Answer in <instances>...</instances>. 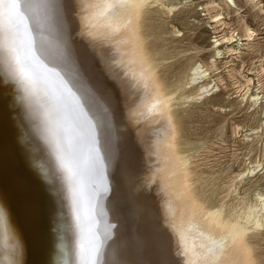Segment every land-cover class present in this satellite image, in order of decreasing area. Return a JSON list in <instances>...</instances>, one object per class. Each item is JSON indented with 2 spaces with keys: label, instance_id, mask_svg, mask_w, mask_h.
Instances as JSON below:
<instances>
[{
  "label": "bare ground",
  "instance_id": "obj_1",
  "mask_svg": "<svg viewBox=\"0 0 264 264\" xmlns=\"http://www.w3.org/2000/svg\"><path fill=\"white\" fill-rule=\"evenodd\" d=\"M67 1L30 0L15 40L19 61L7 54V48L0 59V212L7 233L0 242V264H83L97 245L96 264H263L258 250L264 235V193L240 194L235 184L223 191L219 177L193 186L194 161L188 150L179 148V107L219 88L208 81L217 69L216 60L240 55V38L252 40L254 31L243 22L242 35L235 30L214 41L206 64L189 60L181 75L165 82L158 67L172 56L148 39L167 42L161 38L162 29H153V15L163 9L171 13L180 1L97 0L89 9L94 3L89 0L85 8L91 25L110 42L96 57L106 61L110 82L120 94L117 99L110 83L106 87L96 79L94 68L87 69L93 52L83 48L86 42L81 47L69 38ZM235 1L208 0L207 7L232 14L239 10ZM257 10L264 15V5ZM219 11L210 17L212 23L223 19ZM178 32L172 28L170 42L177 43ZM260 71L264 72L261 66ZM227 72L242 79L235 77L234 82L241 88L239 101L258 116L257 126L264 134V96L257 92L262 83L257 80L255 87L238 70ZM178 88L184 93L177 94ZM131 99L135 101L129 104ZM144 117L164 131L163 140L157 138L161 132L155 135L162 140L155 144L165 147L160 149L166 160L162 162L171 169L166 170L170 180L165 188L170 199L167 195L161 205L143 190L149 183H141L146 168L137 145L150 147L149 122L138 129V137L127 124ZM159 155H148L151 170ZM236 178L239 184L244 181L243 176Z\"/></svg>",
  "mask_w": 264,
  "mask_h": 264
},
{
  "label": "rangeland",
  "instance_id": "obj_2",
  "mask_svg": "<svg viewBox=\"0 0 264 264\" xmlns=\"http://www.w3.org/2000/svg\"><path fill=\"white\" fill-rule=\"evenodd\" d=\"M88 1L89 0L67 1L70 3L69 4L70 12L68 14L67 12L64 11L65 16L66 17L68 16V18L70 19L72 18L71 20L67 19L68 21H71L70 23L72 24V29L69 38H71V41L73 43L75 42L74 39L78 41L77 43L81 47L86 42V44L83 45V48H87V50L90 49L88 51L89 54L93 52V54L91 53L89 55L88 59L90 60L88 61L91 65H88L87 69L88 70L91 69L93 71L94 68L93 72L96 79L106 87L107 85H109L108 84L109 82L111 88L113 89L114 93L117 96V99H119L120 94L117 93L116 86L112 82H110L109 79L110 75L108 74L105 68L106 61L105 60L102 61V58L100 60L99 57H96L97 56L96 53H99L102 49H105V51L108 49L106 48V46L108 47L110 42L108 43L107 42L108 39L105 38V36H103L100 33L99 31L100 28L97 27V25L95 26L91 25V20L93 21V19L91 18L90 12H88L86 9L88 8L90 9L91 7L95 6L94 4L97 2V0H92L94 1V3L91 1L92 4L90 3L91 5L89 4V7L85 8L86 3ZM179 1L180 4L171 13H167L166 10L163 9V11L157 10V12L154 13L153 15L154 19L153 22L151 23L153 29H162L163 33L161 34V38L167 40V42L162 43V40L156 37H150L148 39V41L151 43L158 45L162 44L165 53L170 54L172 56L170 59L166 60L165 62H163V64H161L158 67L159 74L164 78L165 82H169L171 80L173 81V79H175L174 77L177 74L181 75L182 71L185 69V66L189 62V60H192V62L197 61L198 63L200 62L206 64L208 62L209 56H211V54L214 52V47L216 45L214 41L222 36H229L235 30H236L234 32L235 34L239 32L238 35H242L240 30L241 28L239 27H241V24L243 22H246L249 28H251L254 31V37L252 40L245 41L243 40L245 38L242 37L240 38L242 40L239 42L240 44H242L241 45L242 51H240L241 53L240 55H235L232 57L229 56V54L221 55V58L216 60L215 64L217 69L216 71L213 70L212 72H210V75L208 76L209 78L208 81H214L212 82V84L215 83L216 85H219V88L215 92L210 93L208 96L203 97L200 100L186 101L179 107L178 119L182 130V138L180 140L179 148L180 150H188V153L192 157L190 162L194 161V163L192 162L191 164L194 171L193 174L194 177L193 176L191 177L192 178L191 182L193 183V186H201L202 184L208 182L211 178L219 177L218 184L220 189H222L223 191L227 190L228 187L232 189V185L235 184V186L237 187V191L240 194H242L244 191L248 194H253V192L264 193L263 192L264 191V157L262 156L264 152V145H263L264 139H262V137L264 136V134L260 133V130L257 126L259 125L258 116L252 115L251 110L246 108V102L239 101L240 100L239 95L242 94V92L241 93L239 92L241 88L239 87V83L234 84V82H235V77L240 82H242V79L237 77V74L231 72L234 75V77L232 78L229 76L227 72L229 69L231 70L232 68L238 70L242 75L247 76L248 78L250 77L255 87H257L258 85L257 80H259L263 86L257 92H260L259 96L262 95L264 96V72L262 73L260 71V66L264 68V56H263L264 55V15H262L257 10L258 6L260 7L261 5H264V0H258V1L254 0V2L251 4L245 3L244 0H236L238 3L236 1L235 2L236 4L239 5V10L232 14L231 12L227 13V10L225 8H223L222 11H219L218 9L211 10L210 7H207L208 0H195V1L188 0V2H184L186 0H179ZM215 1L218 2V0ZM255 3L257 4L259 3V4L254 5ZM92 11L93 10H91V12ZM217 11L222 13L221 15L223 16H221V18L223 19H221L220 22L216 24L211 22L212 19L210 17L214 16ZM87 13L89 16L87 15ZM82 19L83 20L86 19V20L83 21ZM87 19H90V22ZM74 21L75 22L77 21L78 23H75ZM82 22L85 23L86 25L83 24ZM88 24H90V26H88ZM92 26L95 28H93ZM173 27L179 31L176 37L174 38L175 40H177V43L170 42L172 39L171 30ZM73 30L75 31V33ZM90 32L92 34L94 33V35L92 36ZM104 41L106 43H104ZM98 43L100 45L97 46ZM232 45H235V43H233ZM91 46L93 48H91ZM228 46L230 47L231 45ZM222 48L223 47L221 45L218 47L219 50H221ZM255 53L256 54L258 53L259 57ZM251 57L252 58L255 57V58L251 59ZM241 61L243 62V64L240 63ZM100 71L101 72L104 71V72L101 74ZM105 78H107V81ZM231 84L234 85L232 86ZM176 92L177 94L184 93V91H182L179 88L176 89ZM130 94H132V92H130ZM186 94L188 93L186 92L185 95ZM133 98L135 97L133 96L132 99ZM132 99L130 100L131 102L129 104L135 101V100L132 101ZM120 107L121 110H124L123 112L125 113V106L123 107V103L121 102V100H120ZM212 107H214V109ZM260 107H264V98L260 99ZM152 116L153 118L158 117L157 115L156 116L152 115ZM151 117L148 118L144 117L141 118L142 120L139 119L136 120V122L134 121L133 123L130 121L128 122L127 120V124L129 125V131L132 130L130 131V133L132 132L131 135L135 137L137 136L136 133L137 131H139L138 129H140L141 125H143L144 122L147 124L149 122V124L146 125L147 126L150 125L147 129V133L149 134L150 139L152 140V141L149 140L151 143L150 147L144 148L141 145L140 146L137 145L138 150H140L139 152L141 154L142 164L145 165L144 168H146V171L142 173L141 183L142 184L149 183L146 184L147 186L144 185L143 190L150 197L153 196L151 198L156 204L161 205V203L164 200H167L168 196H169L168 198L170 199V195L165 188L170 180V176L167 175L171 169H169L170 165H168L169 164L168 162H162L163 160L166 161L165 156L161 152V150L162 149L164 150L165 147L162 149L158 147L159 145H161L158 142H160L161 139L163 140L164 131L160 130L159 124L157 125L156 121L154 122L151 121ZM152 123H154V125ZM255 127L258 129H256ZM233 128L236 131H234ZM154 129H157L155 131V134H154ZM159 133L161 136L158 135ZM155 135H158L157 138L160 137L161 139L158 140L155 137ZM155 142H157L159 145L157 143L155 144ZM154 153H158L161 156L163 155L164 157L163 159V157L159 155V157L157 158L160 159L158 163L156 162L159 166L157 165L155 167L158 171H155L156 169L154 168L151 170L148 164V155H154ZM195 161L197 162V164ZM251 161L253 162V164ZM166 164L168 166H166ZM208 164L211 165L209 166ZM250 168H253V173L248 174L247 169ZM235 176H243L244 181L241 184H239L238 178L234 180ZM158 181L159 184H156L158 183ZM159 198L162 200H160ZM263 234H264V230H263ZM261 238L262 241L260 242L261 243L260 249L258 251L261 253V261L264 264V235Z\"/></svg>",
  "mask_w": 264,
  "mask_h": 264
},
{
  "label": "snow or ice",
  "instance_id": "obj_3",
  "mask_svg": "<svg viewBox=\"0 0 264 264\" xmlns=\"http://www.w3.org/2000/svg\"><path fill=\"white\" fill-rule=\"evenodd\" d=\"M29 7L30 0H0V59L3 58L5 48H7V54L19 61L15 40L20 35L23 23L22 11H26ZM30 52L29 48V54ZM6 235L4 216L0 212V242ZM99 252L100 246L97 245L83 264H96L94 257Z\"/></svg>",
  "mask_w": 264,
  "mask_h": 264
}]
</instances>
